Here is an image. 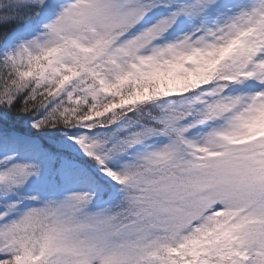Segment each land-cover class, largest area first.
I'll return each mask as SVG.
<instances>
[{
  "label": "snow or ice",
  "instance_id": "obj_1",
  "mask_svg": "<svg viewBox=\"0 0 264 264\" xmlns=\"http://www.w3.org/2000/svg\"><path fill=\"white\" fill-rule=\"evenodd\" d=\"M0 264H264V0H0Z\"/></svg>",
  "mask_w": 264,
  "mask_h": 264
},
{
  "label": "rangeland",
  "instance_id": "obj_2",
  "mask_svg": "<svg viewBox=\"0 0 264 264\" xmlns=\"http://www.w3.org/2000/svg\"><path fill=\"white\" fill-rule=\"evenodd\" d=\"M22 159H29L31 158L30 153H22L21 155ZM64 180H67V182L64 184L63 187L66 186V189L63 188L65 192H71V191H91V186L82 178L78 175V173L74 170H70L67 175L63 176ZM56 180L54 178L48 180L47 175H43L41 177V181L37 182H30L28 185H26L23 189H21V193H23V190L25 189H30L29 191L32 193L36 190H38L41 187L42 183H51L56 186ZM54 187H49L48 190H44L43 195H45V198H47L46 194L48 192L49 197L55 196L54 194H51L53 192Z\"/></svg>",
  "mask_w": 264,
  "mask_h": 264
},
{
  "label": "trees",
  "instance_id": "obj_3",
  "mask_svg": "<svg viewBox=\"0 0 264 264\" xmlns=\"http://www.w3.org/2000/svg\"><path fill=\"white\" fill-rule=\"evenodd\" d=\"M19 120L23 121L24 117L21 116L19 118ZM18 123H19V121H18ZM33 133L35 135H37V136H42L44 138L55 137V136L58 135V133H56L55 130H46V131L41 132V133H35V131L33 130ZM84 159L86 160V158H84ZM46 175H47L48 180L54 178L56 181H60L61 178L63 177V176L62 177H58L55 173H51V174L46 173ZM104 206H105V201L102 198L99 199L98 196L93 200L92 205H91V207L93 209L101 208V207H104Z\"/></svg>",
  "mask_w": 264,
  "mask_h": 264
}]
</instances>
